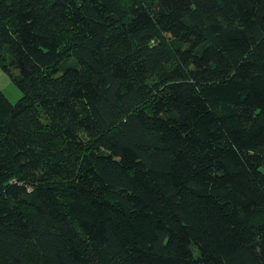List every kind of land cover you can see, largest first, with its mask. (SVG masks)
<instances>
[{"label":"trees","instance_id":"1","mask_svg":"<svg viewBox=\"0 0 264 264\" xmlns=\"http://www.w3.org/2000/svg\"><path fill=\"white\" fill-rule=\"evenodd\" d=\"M0 66V264H264V0H0Z\"/></svg>","mask_w":264,"mask_h":264},{"label":"rangeland","instance_id":"2","mask_svg":"<svg viewBox=\"0 0 264 264\" xmlns=\"http://www.w3.org/2000/svg\"><path fill=\"white\" fill-rule=\"evenodd\" d=\"M77 53L76 49H73V54L69 58L68 63L71 65L77 63V58L75 54ZM0 88L4 91V93L7 95V97L13 101H18L23 93L17 87L16 83L9 77V75L4 71V69L0 66Z\"/></svg>","mask_w":264,"mask_h":264}]
</instances>
